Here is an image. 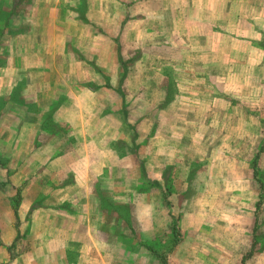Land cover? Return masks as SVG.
Masks as SVG:
<instances>
[{
  "label": "rangeland",
  "instance_id": "rangeland-1",
  "mask_svg": "<svg viewBox=\"0 0 264 264\" xmlns=\"http://www.w3.org/2000/svg\"><path fill=\"white\" fill-rule=\"evenodd\" d=\"M44 9L58 23L41 29L30 58L50 70L32 76L37 102L23 98L6 44L0 55V264L25 262L39 240L57 256L62 233L73 234L78 219L63 229L64 185L45 186L53 180L79 197L69 204L77 213L96 212L89 221H99L110 264H163L152 252L167 264H264V0H44ZM82 87L91 94L79 111L67 91ZM108 126L124 170L112 172L114 195L99 183L86 205L79 132L94 134L97 166Z\"/></svg>",
  "mask_w": 264,
  "mask_h": 264
},
{
  "label": "crops",
  "instance_id": "crops-1",
  "mask_svg": "<svg viewBox=\"0 0 264 264\" xmlns=\"http://www.w3.org/2000/svg\"><path fill=\"white\" fill-rule=\"evenodd\" d=\"M3 1L0 0V10L4 9L3 7ZM8 2L10 0H7ZM58 1V0H57ZM10 4V3H8ZM49 7V6H48ZM55 10L57 9V4L50 3L49 10ZM13 14L11 15L10 22H9V29L13 32L12 34L8 35H2L0 36V55L4 53V44H6L7 48V55L11 63L13 64V70L18 75H22L24 79L26 80L27 91H23V98L30 99V101L37 102V96H33L32 94V76L34 75H45L50 73V70L48 69V66H45L43 63V57L39 58L38 62H34L32 59L33 52L38 51V44L41 41L39 35L41 33V29H47L51 28L54 29L58 23L57 20H50L48 22L45 21L44 16L46 13V10L44 9V0H31L28 4H23L19 6L17 9H13ZM50 13V11H48ZM22 62H24V65H22ZM48 67V68H47ZM5 69V68H4ZM2 68H0V74L3 73ZM3 86L0 87V90ZM17 88L16 84L14 86L13 84V91ZM80 88V87H79ZM83 88V87H82ZM83 88L78 95H76L74 98L71 96V94L67 91V95L71 99L74 100V106L76 107L75 110L81 111L83 109V105L81 103L84 100L85 92L90 93L91 91L89 89ZM27 92V93H26ZM62 105V104H61ZM63 107V106H62ZM60 109V108H59ZM56 110L54 113L59 111ZM63 109H65L63 107ZM57 114H54L52 120L58 122L59 120L56 119ZM100 119V118H99ZM104 119V118H103ZM64 120V119H63ZM108 120V119H107ZM65 121V120H64ZM71 121V120H69ZM75 121H77L75 119ZM85 121V117H84ZM84 123V122H83ZM109 129V126H108ZM81 134V138L84 139L83 147H81L82 153L79 156V160L81 161L82 165V173L83 178L81 180L77 179L76 185L80 186L83 191V202H86L87 204H90L94 202L95 196L93 193V186L97 187V185L100 183V185L107 189L108 191H111V193L114 195L116 190L113 188V185L111 184L113 176V171H119L124 170L121 168V165L119 164L120 159H123V157L119 156V151L117 148L113 150V145L115 146L118 137L115 135V132L109 129V135L107 136L110 138L107 140V145L101 147V150H103L105 153H107L106 156H103L104 160L101 158V163L96 166L95 160H94V146H96V141L94 134L92 133L91 139L87 140V137L85 136V132H79ZM68 135V134H67ZM106 137V136H105ZM83 143V140H82ZM43 151H50L48 146H45L43 148ZM118 153V154H117ZM58 156V155H56ZM125 158V157H124ZM45 163L44 165H46ZM101 165V167H100ZM32 168V166H31ZM44 166V170H45ZM46 170H49L47 168ZM66 178H71L72 176V168L67 167L66 169ZM50 173H52L50 169ZM98 173V174H97ZM100 176V177H99ZM99 177V178H98ZM102 182H101V181ZM67 181V180H66ZM110 181V182H109ZM158 183L159 181L156 180ZM160 182V186H162ZM33 183L31 180L28 182V186H32ZM63 186L64 192L68 187L67 182L60 183L59 181L53 180L45 183V186ZM35 186V185H34ZM64 192L61 195V202L63 204L62 208L63 210H59L61 213V217L67 218L65 219L63 223V229L67 227L69 223H73L74 219H78L75 225V230L73 234H70L67 232V237L65 238V232L70 228H66L65 232L64 230L61 232V239L62 244L56 254L48 253L49 245L46 244V241H35L31 242V250L29 258L23 261V258H18V262L20 264V261L23 262L22 264H110L112 261L107 260L105 257L101 259L100 251V242L97 238V233L99 232V221L96 219L92 222L89 221V217L95 218L94 210L92 212V207L90 211H84L81 210V215L86 219L87 221L80 222L79 218L81 217L80 212L77 213V211L73 210L71 206L69 205L72 203L79 202V197H72L71 195H64ZM63 196V197H62ZM46 194L43 195V199L45 201ZM98 199V197H97ZM36 203L40 202L39 196H36L34 199ZM125 203H130L131 196L130 194H127V197L123 198L121 200ZM69 206V209H68ZM84 206V205H83ZM37 209L33 213H38L40 210H43L45 212H48L45 207L37 206ZM98 211V215H99ZM76 231V232H75ZM75 236V238H72ZM63 238L66 239L65 242H63ZM51 248V247H50ZM110 249V246L107 245V250ZM42 251V252H41ZM1 255H4V250H2ZM8 253V252H7ZM4 259V257H3ZM9 255L7 257V262H9ZM15 261L13 264H16Z\"/></svg>",
  "mask_w": 264,
  "mask_h": 264
},
{
  "label": "trees",
  "instance_id": "trees-1",
  "mask_svg": "<svg viewBox=\"0 0 264 264\" xmlns=\"http://www.w3.org/2000/svg\"><path fill=\"white\" fill-rule=\"evenodd\" d=\"M3 2H4L3 3L4 9L0 10V36H2L3 34L4 35H6V34L10 35L13 33L8 27L11 15L14 12L13 9H17L19 6H21L23 4H28L31 2V0H10L9 2L8 1H3ZM8 3H10V4H8ZM140 168L142 170H145L143 167V164H140ZM151 184H154L156 187L160 186V184L158 182H155V181H152ZM16 208L17 207H15V209H14V216L18 222L19 216H18V211ZM17 230H18V227H17ZM17 236H18V234H17ZM152 253L155 254L159 259H161L163 264H167L166 256H164V255L162 256L161 254H156L157 252H152ZM243 260H244V258L242 259V261Z\"/></svg>",
  "mask_w": 264,
  "mask_h": 264
}]
</instances>
